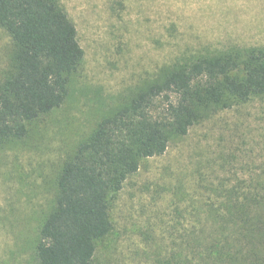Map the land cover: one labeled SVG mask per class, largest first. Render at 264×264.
<instances>
[{"label":"rangeland","instance_id":"1","mask_svg":"<svg viewBox=\"0 0 264 264\" xmlns=\"http://www.w3.org/2000/svg\"><path fill=\"white\" fill-rule=\"evenodd\" d=\"M84 61L62 106L0 149V264H33L55 177L104 115L180 57L264 47V0H62ZM10 40L0 29V79ZM264 169V98L211 112L143 160L110 210L96 264H165L180 237ZM234 190V191H235ZM241 199V197L239 198ZM177 244V246H175Z\"/></svg>","mask_w":264,"mask_h":264},{"label":"trees","instance_id":"2","mask_svg":"<svg viewBox=\"0 0 264 264\" xmlns=\"http://www.w3.org/2000/svg\"><path fill=\"white\" fill-rule=\"evenodd\" d=\"M0 29L11 48L0 79L2 149L62 106L84 51L62 0H0ZM255 98H264V47L231 46L160 69L102 116L62 163L33 264H96L97 245L113 228L111 206L140 163L163 155L171 138L211 112ZM234 190L227 205L185 231L165 264H264V169L241 179V193Z\"/></svg>","mask_w":264,"mask_h":264}]
</instances>
